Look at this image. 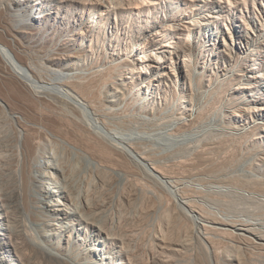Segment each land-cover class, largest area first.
<instances>
[{
  "label": "rangeland",
  "instance_id": "1",
  "mask_svg": "<svg viewBox=\"0 0 264 264\" xmlns=\"http://www.w3.org/2000/svg\"><path fill=\"white\" fill-rule=\"evenodd\" d=\"M170 1L160 0L157 12L124 14L119 32L108 29L114 24V14H109L107 22L99 20L94 7L92 19L97 20L100 37L88 64L99 68L107 65L109 56L117 57L111 55L113 49L115 53L125 50L121 58H129L130 43L144 36L146 20L150 22L156 13L172 25L163 37L171 45L165 47L171 51L164 63L166 94L148 92L146 87L134 91L131 83L127 96L115 105L106 103L99 111L100 103H95L90 106L93 115L90 110L81 113L88 124L96 118L118 142L134 149L140 146L145 162L158 159L160 181L149 177L142 163L136 165L129 159L127 170L111 164L95 167L83 151L47 134L38 155H44L39 159L41 167L49 162L66 173L65 189L79 205L87 199L89 208L84 215L106 234H98L92 224L82 221L69 229L70 237L49 232L45 237L77 264H101L102 260L111 264H264V246L251 234L237 239L242 235L231 227L243 223L255 234L264 233V0H181L171 7ZM86 12L83 15L88 20ZM190 13L197 24L206 18L211 23L192 27L188 41L182 16ZM187 41L193 46L189 64L194 70H186L189 67L180 60V43ZM247 47L258 52L252 54ZM33 59L40 64L38 55L33 54ZM40 71L46 82H58L50 71ZM107 89L101 91L100 100ZM189 108L202 111L209 121L195 127L193 134H177L175 117ZM235 111L241 115H232ZM12 124L8 117L0 122V135H9ZM168 136L178 138V145L170 147V141H165ZM180 148L185 151L177 153ZM255 181L262 186L251 185ZM29 198L25 209L19 203L10 204L9 213L14 224L25 225L30 233H42L40 227L33 229L32 222L41 221L44 197L31 194ZM42 257L37 254L39 264L46 263Z\"/></svg>",
  "mask_w": 264,
  "mask_h": 264
},
{
  "label": "bare ground",
  "instance_id": "2",
  "mask_svg": "<svg viewBox=\"0 0 264 264\" xmlns=\"http://www.w3.org/2000/svg\"><path fill=\"white\" fill-rule=\"evenodd\" d=\"M159 1L0 0V122H4L6 117L13 122L10 136L8 133L0 135V264H39L41 260L37 259V254L43 255L42 258L47 264H77L60 249L55 250L53 243L45 237L46 232H49V235L61 233L70 237L69 229H74V225H81L82 221L92 224L98 234L104 232L99 226L88 222L89 218L84 215L85 209L89 208L87 199L85 198L83 205H79L72 193L65 189L66 173L49 162L41 167L39 159L44 155H38L47 134L74 150L83 151L86 159L95 167L111 164L127 170L129 159L136 165L142 163L144 172L160 181L158 159H150V163L145 162L144 157L140 155L144 153L140 146H135L134 149L128 143L118 142L116 135L106 131L96 118H90L91 124H88L81 114L90 110L93 115L90 106L95 103H100L99 111L103 110L106 103L115 105L127 96V87L129 88L131 83L135 87L134 91L142 92L141 88L146 87L148 92L158 93L162 90L166 94L163 89L167 85L163 80L166 69L164 63L166 54L171 51L165 47L171 45L163 37L172 25L166 24V18H159L157 13L150 22L146 20L144 36L130 43L132 51H127L129 58H121L122 54H126L125 50L115 53L113 49L111 55L117 57L109 56L104 67L88 64V57L97 51L94 44L99 42L100 37L96 30L97 20L92 19L94 7L99 10V20L105 19V22L109 19V14L113 13L114 24L108 25V29L119 32L124 14L131 16L133 11L136 15L157 12L155 7ZM178 1L181 0H171L170 7L171 4L177 6ZM85 11L88 12V20L83 15ZM179 11L182 14V9ZM195 17L193 13H190L189 17L182 16L185 18L182 22L188 30V41L193 34L192 27L211 23L205 19L204 14L201 17L205 20L198 21V24ZM168 41L173 43L171 38ZM188 41L180 43V51L183 52L180 60L189 67L186 70H194L189 64L193 46H189ZM178 47L180 46L176 43L175 49L178 50ZM246 50L252 54L258 52L254 47H247ZM175 53L174 51L173 54ZM33 54L41 58V65L35 64ZM176 57L178 58V55ZM139 63L140 66L137 65ZM40 70L50 71L58 82H46ZM188 74L190 77L192 71L187 72ZM259 77L257 74L256 78ZM126 79L130 81L125 82ZM106 87L108 89L103 100H100V93ZM178 115L175 117L178 122L175 131L180 135L183 132L193 134L195 127L209 121L205 114L196 108H189L187 112L182 111ZM232 115L240 116L241 112L235 111ZM172 137L165 138L167 143L170 141V147L180 142L178 138ZM183 151L185 149L180 148L177 153ZM200 160L208 161L205 157H200ZM42 182L46 184L41 188L39 185L41 186ZM251 183L254 186H262V182ZM31 194L44 197L41 221L32 222L36 226L33 229L40 227L42 233L37 230L30 233L25 225L19 227L14 224V216L8 210L10 204L17 203L25 209ZM193 215L195 216V213H192ZM196 215L204 216L202 213ZM47 216L51 224L47 223ZM49 225L51 228H45ZM231 227L238 230V235H242L237 239L249 237L251 234L258 245L264 246V233L255 234L253 228L243 223L232 224ZM75 229L81 230L82 227L76 226ZM98 234L96 233L97 236ZM45 249L49 251V255H45ZM34 256L36 260L33 259ZM103 257L108 258L106 255ZM100 263L111 264L109 260H102Z\"/></svg>",
  "mask_w": 264,
  "mask_h": 264
}]
</instances>
